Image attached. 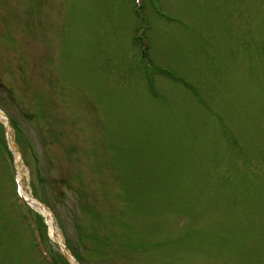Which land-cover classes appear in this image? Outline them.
Here are the masks:
<instances>
[{"label":"rangeland","instance_id":"1","mask_svg":"<svg viewBox=\"0 0 264 264\" xmlns=\"http://www.w3.org/2000/svg\"><path fill=\"white\" fill-rule=\"evenodd\" d=\"M144 2L154 89L134 0H0V264H46L4 150L62 264H263L264 0Z\"/></svg>","mask_w":264,"mask_h":264},{"label":"bare ground","instance_id":"2","mask_svg":"<svg viewBox=\"0 0 264 264\" xmlns=\"http://www.w3.org/2000/svg\"><path fill=\"white\" fill-rule=\"evenodd\" d=\"M0 116H1L2 119H4V121L6 120L5 122H6V124H8L7 125L8 133H9V136H10L11 135V131H10L11 129L9 127V121L1 113H0ZM9 140L11 141V136L9 137ZM19 167H20V173H21L20 174V178H22L21 175L23 177L25 175L23 173V170H22L20 164H19ZM23 190H25L24 191V195H25L26 199L28 200V202H31L32 201V199H31L32 196H29V192L27 191L25 185L23 186ZM32 204L34 205V210H38L39 213H41L47 219V223L49 225L48 226L49 227V232L51 234V238L54 241V243L56 245L57 244L60 245V247L66 252V250H65L66 246H65V243L63 241V238H62L61 234H59V236H58V229H57L56 222H55L53 214H51L50 211L47 210L46 208L42 207L41 203L38 202V201L37 202H33L32 201ZM67 253H68V251H67ZM71 261L73 262V264H76V261L74 260V258H71Z\"/></svg>","mask_w":264,"mask_h":264},{"label":"trees","instance_id":"3","mask_svg":"<svg viewBox=\"0 0 264 264\" xmlns=\"http://www.w3.org/2000/svg\"><path fill=\"white\" fill-rule=\"evenodd\" d=\"M157 1V0H156ZM157 4H158V2H157ZM149 5H150V3H149ZM150 6H152V8L154 9V6L153 5H150ZM162 8L163 7H160V9H159V11L158 12H160L161 11V13L163 14V16H167V14H165L163 11H164V9L162 10ZM170 18H171V16H170ZM111 23H113L112 22V20L110 21ZM136 42H138L139 43V40L138 41H136ZM153 68H155V66H153ZM139 70L140 71H143L144 72V74H145V76H146V78H147V70L145 69V67H144V65H143V63L142 62H140V64H139ZM254 70V71H253ZM172 71V70H171ZM256 67H254V66H251L250 67V69H249V71H248V73H247V75H251L252 74V72H254V74H256ZM159 74H162V75H164V76H168L169 75V77L170 78H172V79H176V76H177V74H176V72H174V71H172V72H170V71H160V73ZM157 75L158 74H153L152 75V84H149V81L146 79V81H147V84L150 86V88L151 89H154V83H155V81H156V78H157ZM188 85V84H187ZM0 127H1V129H0V133L1 134H3L4 133V127H2V125L0 124ZM5 142V141H4ZM258 153L259 154H261V152L260 151H258ZM39 220H40V226H41V230H42V232L44 233V234H46V232H45V229H44V223H43V221H42V219L39 217ZM42 221V222H41ZM42 223H43V225H42ZM224 242H225V249L226 250H228L229 248V246H228V239L227 240H224ZM228 246V247H227ZM58 258V257H57ZM59 258L61 259V260H59ZM58 258V260L61 262V263H63V261L64 260H62V256H60ZM65 262V261H64ZM259 264H260V260H259ZM263 264H264V262H263Z\"/></svg>","mask_w":264,"mask_h":264}]
</instances>
